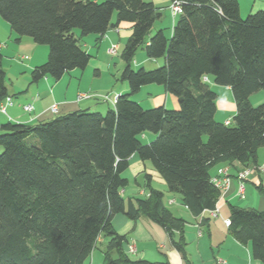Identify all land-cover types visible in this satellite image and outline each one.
<instances>
[{"label": "trees", "instance_id": "16d2710c", "mask_svg": "<svg viewBox=\"0 0 264 264\" xmlns=\"http://www.w3.org/2000/svg\"><path fill=\"white\" fill-rule=\"evenodd\" d=\"M169 1L178 2L180 12L168 36L162 29L150 34L161 16L151 1L0 0V17L16 41L29 37L48 47L31 82L86 67L91 55L74 28L100 39L120 22L131 23L120 54L129 92L117 95L113 107L0 126V264H85L100 237L106 239L102 264H168L129 256L126 236L111 223L119 213L159 225L183 263L191 264L186 221L163 205L150 174L144 173L147 195L124 200L129 180L122 173L130 157L148 161L195 216L214 209L221 196L210 180L214 165L256 163L264 148V100L255 106L249 99L264 89V7L242 17L237 0ZM142 45L147 58H163V64L133 70ZM203 77L230 88L236 109L229 124L215 120L217 94ZM147 84L175 95L178 109H144L130 99ZM6 96L0 52V101ZM145 133L153 134L147 143L140 140ZM257 188L264 195V187ZM229 221V233L264 263V209L231 205Z\"/></svg>", "mask_w": 264, "mask_h": 264}, {"label": "crops", "instance_id": "0c3cea01", "mask_svg": "<svg viewBox=\"0 0 264 264\" xmlns=\"http://www.w3.org/2000/svg\"><path fill=\"white\" fill-rule=\"evenodd\" d=\"M157 1H162L163 3L168 2L167 0ZM237 1L242 17L264 7V0ZM151 2L158 7L156 0ZM130 28V22L122 21L116 27L110 28L100 39L95 37V41L99 44H105L106 50L113 43L124 45L130 34ZM167 35H171V29L167 32ZM0 52L2 54V67L6 76L7 95L11 97V104L6 106L5 113L0 112V126L8 121L29 124L46 121L50 119L52 114H56L59 111H62L61 114H65L78 110L79 107L76 108V106H74L75 104L78 106L91 99L90 97L77 100V95L79 93H86L84 89L81 88L83 72L79 73L77 69L71 70V77H61V82H52L45 77L44 80L42 78L36 83H32L30 78L31 70L35 66L45 62L48 49L45 45L36 44L29 37H21L19 41H16L15 34L10 28V25L1 17ZM155 62L159 64L161 61L158 63L157 61ZM208 81L212 82L207 78V82ZM32 84L35 85L33 86ZM122 91L125 90H116L110 97L107 94L108 96L105 102L110 104V107H113L115 98ZM153 91H155L156 94L153 95L151 93L149 97L152 106L175 107V102L170 99L168 92H166L163 87L162 89L155 87ZM25 104H31L33 106L31 112H26L23 109ZM53 104L57 105V111L55 112L50 110ZM87 104L89 107L90 103ZM226 105L227 104L216 103V112L214 115L216 121L225 122L234 115L236 107L233 104H230L228 107ZM219 107L222 109L225 108L226 113H222V115L217 117ZM144 136L147 137V135ZM149 138L150 140L153 139L152 137ZM135 156L137 155L133 154L130 157L129 167L126 171L129 172L128 177L132 178L137 185L132 191H134V194L136 192H138V194L130 197L147 195V191L144 188V173L150 174L151 185L156 188L153 185V181L155 180L159 185V188L156 189L163 192V198L165 194L168 196L166 203L170 207L166 206L162 199L163 205L174 215L186 221L183 236L186 241L185 252L191 264H264L252 257L249 243L241 244L234 239L228 231V225L224 222L225 219H229V206L231 205L240 208H253L256 210L264 209V195L261 194L257 188L260 185L264 187V169L261 170L259 168V166H264V148L258 149L256 163L242 164L233 161L232 163L216 164L210 169L209 172L212 177L217 174L218 169L225 168L230 178L228 186L222 190L221 196L217 202L218 215L216 217H210L207 211H204L199 216L191 214V212L181 204L179 196L167 190L165 182L152 169L151 165L150 167L146 166L145 162L139 159H134V161L131 162ZM245 168H249L250 173L243 180L244 189L242 196H240L238 194V179L236 175ZM124 191L125 189L123 193H125ZM203 217H208L209 219L207 221H202ZM111 223L118 233L126 236L127 243L124 248L126 252L128 242L133 240L136 251L133 253V255H135L134 257H131L129 254L131 258H143L151 262L167 261L168 264H184L180 254L172 245L166 250L169 255L168 260L167 258L161 260V258L160 260L152 261V258H148L149 251L147 248H139V244L141 243L145 244L149 241L152 242L150 231L160 233V230H163L164 236L162 237L165 239L169 237L164 229L147 217L141 215L137 219L131 220L124 214L119 213L112 217ZM156 226H159L161 229L159 230ZM186 227L195 228L197 230V235L194 239L188 235L189 231L188 229L186 230ZM203 232L207 233L206 237L202 236ZM102 239L104 240L105 238L100 237L98 241ZM155 243L157 246L156 248L159 249L163 247L162 243L157 241ZM89 264L92 263L90 262Z\"/></svg>", "mask_w": 264, "mask_h": 264}, {"label": "rangeland", "instance_id": "374dc122", "mask_svg": "<svg viewBox=\"0 0 264 264\" xmlns=\"http://www.w3.org/2000/svg\"><path fill=\"white\" fill-rule=\"evenodd\" d=\"M144 1H153V0H144ZM155 1V0H154ZM168 2L163 3L162 1H157L158 4V9L161 12V16L154 21V24L152 25L150 29V34H154L157 30L162 29L164 30L165 34L171 29L173 23L177 20L179 13L175 14L171 11L170 5L171 3L169 0ZM246 15H244L245 17ZM113 19H115L113 17ZM73 32L75 36L78 38L80 45L82 48L91 55L88 64L83 70L77 69L79 73L83 72V78L81 81V88L84 89V92L90 94L91 99L89 101L83 102L79 104L78 106L75 104L74 106L79 107L78 109H87V111L90 112H100L101 114H104L107 109L111 106L110 104H107L103 98V96H112L114 92L117 90H125L122 91L121 93H128L129 92V85L127 81L121 80V72L124 68V62L120 56L121 50L123 45H118V51L117 54L115 55H109L106 52V45L105 44H99L98 42L95 41V34H87L84 36H80V30L77 28L73 29ZM42 45V44H41ZM44 45V44H43ZM47 47V45H45ZM48 49V47H47ZM48 55V52H47ZM160 62L159 64H156V62ZM164 62L163 58H156V59H150L146 57L145 50H144V45L140 46L133 57V60L131 62V68L133 70H137L138 68L142 67L146 70H151L155 69L159 66H161ZM71 71L66 72L63 74L64 78L71 77ZM70 74V75H69ZM50 81L52 82H58L62 81V78L55 80L54 78L50 76H46ZM31 78V76H30ZM45 77H43L44 80ZM42 79V78H41ZM36 83V82H32ZM33 86L35 84H32ZM207 85L218 95L216 103L217 104H227L226 106L228 107L230 104L234 103L233 95L229 87L227 86H221L217 85L213 82L208 81ZM155 87H159V89H162L161 85L158 84H147L141 87L140 91L131 94L130 99L134 100L135 102H138L140 106L144 109H149L153 107H157L159 105H151L150 103V94L152 93L153 95L156 94L153 89ZM120 93V94H121ZM108 94V95H107ZM170 99H172L175 102V107H165L170 110H177L179 105L178 101L175 97V95L168 93ZM89 97V98H90ZM87 99V98H86ZM253 105H258L264 100V89H260L250 95V99ZM90 103L89 107L88 104ZM225 106V107H226ZM62 111L57 112L56 114H52L50 119L58 116L61 114ZM222 113H226L225 108H220L217 112V117L222 115ZM230 114V113H229ZM233 116V115H232ZM232 117H230L229 121L232 122ZM49 120V119H48ZM144 135H147L145 137ZM153 138L152 133H145L141 135L140 140L143 143H147L150 141V138ZM149 138V140H148ZM134 159H138L137 156H135L131 162L134 161ZM146 166L150 167V163L147 161L145 162ZM123 176L127 177L129 179V184L125 188V193L124 195V200L126 201L128 199V196H132L135 194H138L136 192L134 194V189L137 185L135 184L134 180L130 177H128L129 172L124 171ZM153 185L156 188H159L158 183L154 180ZM139 189V188H138ZM134 197V196H133ZM168 196L165 194L163 198V202L166 206H169L166 201H167ZM170 207V206H169ZM127 217V216H126ZM128 218V217H127ZM159 230L161 229L159 226H156ZM115 229V228H114ZM188 229L189 233L188 235L191 236L193 239L197 235V230L195 228H190L186 227V230ZM116 230V229H115ZM160 233H154L153 231H150V235L152 237V242H147L145 244L141 243L139 244V248L145 249L149 251L148 253V258H152V261L155 260H163V258L169 259V255L166 250H168L171 247V242L168 237V239L163 238V230H160ZM117 232V231H116ZM118 233V232H117ZM120 234V233H119ZM202 236L206 237L207 233L203 232ZM105 239L100 240L96 243V246L94 247L91 256L86 260L85 264H89L90 262L92 264H102V257H103V248H104V243ZM159 242L163 244L162 248H156V243ZM125 242L123 244V248H125ZM113 254H116L115 252H112ZM131 257H134L135 255L130 254Z\"/></svg>", "mask_w": 264, "mask_h": 264}, {"label": "built area", "instance_id": "2783aa9c", "mask_svg": "<svg viewBox=\"0 0 264 264\" xmlns=\"http://www.w3.org/2000/svg\"><path fill=\"white\" fill-rule=\"evenodd\" d=\"M170 8H171V11L175 14L180 12V5L178 2L171 3ZM117 51H118V44H115V43L111 44L106 50V52L109 55H115V54H117ZM203 80L207 81V78L203 77ZM90 96L91 95H89L87 93H79L77 95V100L89 98ZM103 98H104V100L105 99L107 100V96H103ZM10 104H11V97L6 96L2 101H0V112L5 113L6 106L10 105ZM23 109L26 112H31L33 109V106L31 104H25L23 106ZM50 110L52 112L57 111V105L56 104L51 105ZM224 124L225 125L229 124V120L225 121ZM259 168L261 170H263L264 166H259ZM249 173H250V169L245 168V169L239 171L236 175V177L238 179V194L240 196H242L243 189H244L243 180L247 177V175ZM210 180L214 184L215 187L219 188L220 190H224L228 186L230 178L227 174V170L225 168H220L217 170V174L212 176L210 178ZM209 215H210V217H216L218 215V206L217 205L215 206L214 209L209 211ZM224 222L226 225H229L230 221H229V219H225ZM135 251H136V249H135L134 242H133V240H130L128 242L127 252L129 254H133Z\"/></svg>", "mask_w": 264, "mask_h": 264}]
</instances>
